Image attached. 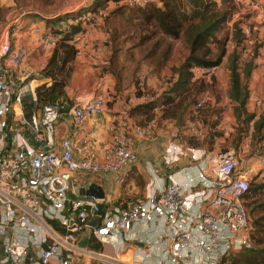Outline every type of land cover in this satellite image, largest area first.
Segmentation results:
<instances>
[{
	"label": "built area",
	"instance_id": "built-area-1",
	"mask_svg": "<svg viewBox=\"0 0 264 264\" xmlns=\"http://www.w3.org/2000/svg\"><path fill=\"white\" fill-rule=\"evenodd\" d=\"M124 3L135 8L161 5V0ZM105 15L95 10L61 26L67 29L82 22L84 30L73 43L87 45L89 30ZM20 23L21 16H16L0 30V264H225L234 252L254 248L252 220L245 206L252 182L250 160L242 159L239 149L211 156L204 149L169 139L156 169L163 183L154 185L145 201L123 206L104 189L103 199L79 196L73 186L77 176L113 173L121 186L125 168L136 165L139 154L122 122L110 126L109 140L95 137L107 111L104 84L98 94L81 102L59 99L38 113L29 111L26 104L37 101L38 83L32 51L13 43ZM242 29L244 62L252 42L249 29ZM32 32L41 50L54 49L55 37L41 33L38 25ZM258 60V68L264 71V48ZM218 71L216 66L194 67L192 83L213 85ZM147 77L145 72L137 75L142 90ZM143 98L154 100L145 92ZM249 100L255 108L264 104L256 94ZM211 102L209 91H202L191 107L192 115L198 120ZM232 108L230 100L222 106L223 131L231 123ZM64 117L70 119L74 134L57 139V124ZM154 122L135 126V139L150 135ZM89 123L92 129L87 128ZM197 125L201 126L200 120ZM254 125L255 119L246 131V143L253 141ZM255 148L264 171V137ZM185 160L189 166L179 168ZM94 219L97 222L91 227ZM86 237L88 243L82 246ZM93 242L100 245L99 251Z\"/></svg>",
	"mask_w": 264,
	"mask_h": 264
},
{
	"label": "trees",
	"instance_id": "trees-1",
	"mask_svg": "<svg viewBox=\"0 0 264 264\" xmlns=\"http://www.w3.org/2000/svg\"><path fill=\"white\" fill-rule=\"evenodd\" d=\"M107 2L110 0H106ZM117 4L124 0H115ZM106 2V3H107ZM105 5V4H103ZM235 0H221L219 5L215 0H161V5L150 3L144 7L130 8L127 5L120 6L114 15L118 21H122V27L118 29L123 35L140 37V45L151 44L148 57L154 58L155 65L168 67L170 65L171 50L174 43L184 42L187 48V56L179 64H172L170 70L172 77L167 84L168 88L159 98L151 102L139 104L131 110V114L140 120L148 119L151 122L155 117V111L161 113V120H175L176 123H184L189 110L194 105L197 96L203 91L202 83H192L191 70L194 67H219L227 56L223 43L217 42L219 51L217 54L211 48V43L216 42V36L221 26L229 20V16L236 9ZM123 8V9H122ZM125 9V10H124ZM75 16L65 15L51 19L45 28L47 34L57 39L56 45L42 72L43 79L50 80V85L45 83L37 87V101L26 104L30 112H39L45 105L51 104L59 99H66V87L73 74V64L79 53L76 44L73 43L74 36L84 30L82 22L70 25L63 29L61 23L68 21ZM152 29L153 34L142 38L143 29ZM122 35V36H123ZM245 35L242 27L235 25L233 39L237 41L238 52L228 56L230 70V87L228 97L231 100L237 118L242 123H249L254 118L253 114L248 115L247 107L249 101L248 80L254 71V59L242 62V55L245 48ZM164 39L169 42L163 43ZM165 47V49H163ZM164 50V51H162ZM250 56V55H249ZM248 56V57H249ZM159 69V68H157ZM161 71V70H159ZM177 76V80L173 79ZM138 94L147 93L154 96L146 88L141 89L137 82ZM206 109L200 111L198 118H202ZM248 115V118L246 116ZM257 132L263 130L264 116L256 123ZM138 125V124H137ZM211 141L217 138V132L213 131ZM256 134L254 126V138L256 143L261 139ZM194 139V138H193ZM190 147L203 148L204 144L198 141L189 142ZM249 190L245 195V206L252 220L254 248L247 250L238 257L233 258L231 264H264V180L251 182ZM250 203H247V202ZM250 208V211H249ZM100 248V245H96ZM94 248V247H93ZM258 251L260 256L255 259L250 253Z\"/></svg>",
	"mask_w": 264,
	"mask_h": 264
},
{
	"label": "rangeland",
	"instance_id": "rangeland-1",
	"mask_svg": "<svg viewBox=\"0 0 264 264\" xmlns=\"http://www.w3.org/2000/svg\"><path fill=\"white\" fill-rule=\"evenodd\" d=\"M215 1L219 5L221 4V0ZM258 1L259 0H240V3H237L236 5V9L233 14L229 16V20L224 23L218 31L216 42L213 41L211 43V48L215 54H217L219 51L217 42L223 43L227 51V56L222 61V63L224 62L223 84H217V81H215L213 85H209L207 87L204 86L202 88L203 91H209L210 95L212 96V102L206 108L204 116L198 119L200 120L201 126L197 125L198 120L192 115L191 109L189 110V113H187L188 116L185 117V121L187 122V124L184 123V121L174 124L169 122L168 120H161V113L159 110H156V117L153 119L155 122L152 124L151 134L145 136L144 139L140 140L131 138L132 141L137 140L138 142H148L149 144L150 142H155L156 148H154V151L157 150L158 152H161L162 149L157 148V145H166L169 139L176 140V142L182 145H189V142L192 143L193 141H198L200 144L205 145V147L200 149L206 150L211 156L228 149H239L242 159H249L250 161L254 159L256 164H258L255 148L257 147L258 143H256L254 136L251 144L245 142L248 124L239 121L234 106L230 113L231 123L228 126V130L223 131L221 127V123L223 122L222 101L226 98V96H228L231 77L230 70L228 68V56L233 54L234 52H238V54L240 55L239 47L237 46L238 43L233 39L235 33V25H238L239 27L241 26L242 28L246 27L250 31L249 40L252 42V45H250L249 43L247 45L250 49V56L247 57V61H251V57H257L256 60L254 59L253 63L254 70L256 71L254 72L256 84H250L251 80L253 79H251L250 81L248 80V86L250 87L249 92L251 93L249 94V97L252 94H256L264 99V71L262 69H260L259 71L257 70V63H260L258 57L262 55L264 48V0H261L260 3ZM106 2V0H5L2 3L0 2V30L12 24L16 16H21V21L30 19L34 20V22L36 23H42V27L44 28L45 33V27H47L48 22L52 21L51 19H53L54 17H58L61 15L65 16L68 15L69 12H73L72 16L79 17L83 14H86L87 12L103 10L105 11L106 15L101 21H99L97 26H101L105 23L108 24V22L109 24H111V28H109L107 34L109 35V41H112L113 44V54L116 55L115 57H119L120 69L118 70L120 71L119 73L121 76L120 90L117 91L124 92V87L130 86L134 72L139 74L140 72L146 71V69H152L150 63L144 59L147 52H149V48L139 46L140 37H135V39H131V41L126 42L125 40H127V37L122 36L123 33L118 31V29L120 30L122 29V27H118L117 25H122L123 22L121 20L117 22V18L114 13L117 9L120 8V6H123V4L125 5L126 3L122 2L120 4H117L115 0H110L107 3ZM64 24L65 23H61L62 26ZM152 34V29H143V31L141 32V37H149ZM163 43L167 45L169 42L164 39ZM98 48V46L95 47V49ZM163 49H165V47ZM187 53V48L184 42L180 41L174 43L169 60L170 66L172 64H179L181 61H183V59H185V57L187 56ZM159 70H162L164 72L162 73L163 75H169L168 71L171 72L170 67L168 68L165 66L159 67ZM160 86L164 87L163 84L160 85L158 83L157 88H159ZM124 96V93L121 94V98H123ZM248 103L247 113L248 115H254L253 119H255L256 123L261 117L264 116V104L261 108H255L250 105V100L248 101ZM108 106L109 103H107V110ZM248 115L246 116V118H248ZM147 120H140L139 118L137 119L136 123L142 128L147 127L150 123ZM254 126L256 134H259L257 136V139L260 137H264V126L262 128L263 130H260L259 133L257 132L256 124ZM213 131L217 132V138L211 141L210 138L211 134H213ZM226 132L227 135H225ZM151 148L152 144L147 148L149 152L151 151ZM142 166L144 165L142 164ZM149 168H151L150 173L152 172L155 176H152L150 173H148L147 170L145 174V176L148 177L147 180L144 178L145 176L142 175L134 176V192L130 195V197H127L128 201H145L148 193H151L153 191L154 185L163 183L162 180L158 178L156 172L157 167L152 166L151 164ZM128 184L129 180L128 182H125L122 187L124 188ZM247 203L250 202L248 201ZM97 244L98 243L93 242L92 247H94L95 250L99 251L100 248H98L99 246H96ZM257 249L258 248L250 253L255 259L262 256L258 253ZM244 252L245 250L234 252L225 261V264H231L233 258L240 256ZM123 259L126 261L127 257H124Z\"/></svg>",
	"mask_w": 264,
	"mask_h": 264
},
{
	"label": "crops",
	"instance_id": "crops-1",
	"mask_svg": "<svg viewBox=\"0 0 264 264\" xmlns=\"http://www.w3.org/2000/svg\"><path fill=\"white\" fill-rule=\"evenodd\" d=\"M4 1L5 0H1V3ZM105 24H102L101 26L99 25L96 28H92L89 30L90 41L87 45H76L79 49V53L73 64V74L66 87V99L64 100L70 102L71 104L81 102L84 99L93 97L98 94L100 87L104 84L105 87L103 88V95L106 102L109 103V106L106 113L100 119L101 127L96 132L95 137L99 141L109 140L110 126H112V124H114L115 122H122L125 125V130L128 138L130 139V141H132L131 138H136L134 128L138 125L136 123L137 119L131 114V110L139 104L145 103L146 101L143 98V93L138 94V73L134 72L132 82L130 86L124 87V92L117 91L120 90L121 86V76L119 73L120 71L118 70L120 69L119 57H115L116 55L113 54V44L112 41H109V35L107 34L109 28H111V24H109L108 22V24H106L108 27ZM36 25L39 26L40 32L44 33L42 23H36L34 22V20L30 19L21 21V23L15 29V37L13 39V43L16 46L26 47L32 51L31 62L36 72L38 86L45 83L50 85L51 81L43 79L42 72L45 69L53 50L43 51L39 48L37 36L32 32V29ZM45 33H48L46 29ZM123 36L127 37V40H125L126 42L131 41V39H135V36L133 35H131L130 37L127 34ZM96 46H98L99 48L95 49ZM139 46L142 45L139 44ZM144 47H148L150 51L151 44L144 45ZM148 54L149 52H147L144 59L150 63L152 69H146V71H144L146 74H148V77L146 79V88L151 92V94H155L154 99H157L168 88L169 84H167V81L171 79L173 74L172 71H168L169 75H163L162 73L164 72L157 69L159 68V66L155 65L154 58L148 57ZM223 66L224 62L219 66L217 84H223ZM169 67L170 65L168 66V68ZM257 70L259 71L260 69L258 68ZM254 72L256 71L254 70L251 74V77L249 78V81L253 79L251 80L250 84H256ZM176 80L177 76L175 75L173 81L175 82ZM158 83L160 85L163 84L164 87L160 86L159 88H157ZM123 93L125 96L121 98V94ZM228 100H230L229 97L227 99H223L222 106L226 104ZM167 120L171 123L176 124L175 120ZM87 128L92 129V123H89L87 125ZM73 134L74 129L72 128L70 119L68 117L62 118L57 124V139L72 136ZM131 143L133 148L139 154L140 159L136 165L125 168V182H128L129 180V184L126 185V187L123 188V185H116L115 181L118 175L113 173L98 174L95 176H91L89 174H81L75 178L73 184H75V186L80 189H84L88 186H91L92 184H96L102 187L106 191V193H113L118 199L119 203L123 206H129L133 203H136L127 200V197H130V195L134 192V176H145L146 170L148 171V173H150L151 168H149V166H151V164L158 169L161 167V156L165 144L157 145V148L162 149L161 152H158L157 150L154 151V148H156L155 142H150L149 144L148 142L145 143L142 141L138 142L137 140H134ZM151 144L152 148L149 152L147 148L148 146H151ZM142 164L144 166H142ZM250 170L252 181H255V179L264 180V171L258 166V164H256L254 159L250 161ZM150 174L152 176H155L152 172ZM144 178L146 180L148 179V177L146 176ZM125 182L123 184H125Z\"/></svg>",
	"mask_w": 264,
	"mask_h": 264
},
{
	"label": "water",
	"instance_id": "water-1",
	"mask_svg": "<svg viewBox=\"0 0 264 264\" xmlns=\"http://www.w3.org/2000/svg\"><path fill=\"white\" fill-rule=\"evenodd\" d=\"M189 166V161L185 160L182 163H180L178 165L179 168H184ZM74 189L77 191V194L79 196H85V197H94L97 199H103L105 197V191L103 190L102 187L96 185V184H92L88 189L84 188V189H78L75 184L73 185ZM99 214H102V211H99ZM97 222V219H94L91 223L90 226L93 227L95 226ZM88 243V237L85 238V240L81 243L82 246H86ZM45 250H47V248L45 247Z\"/></svg>",
	"mask_w": 264,
	"mask_h": 264
}]
</instances>
